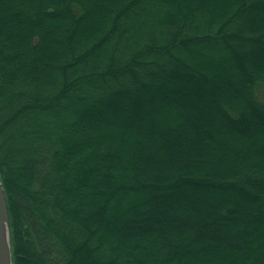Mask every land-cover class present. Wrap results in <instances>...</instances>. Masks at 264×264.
Segmentation results:
<instances>
[{
  "label": "trees",
  "instance_id": "16d2710c",
  "mask_svg": "<svg viewBox=\"0 0 264 264\" xmlns=\"http://www.w3.org/2000/svg\"><path fill=\"white\" fill-rule=\"evenodd\" d=\"M264 0H0L14 264H264Z\"/></svg>",
  "mask_w": 264,
  "mask_h": 264
},
{
  "label": "water",
  "instance_id": "95a60500",
  "mask_svg": "<svg viewBox=\"0 0 264 264\" xmlns=\"http://www.w3.org/2000/svg\"><path fill=\"white\" fill-rule=\"evenodd\" d=\"M0 207L3 210L4 219L6 223V234L0 227V264H14L12 242H11V226L9 206L7 202L6 193L0 176Z\"/></svg>",
  "mask_w": 264,
  "mask_h": 264
},
{
  "label": "rangeland",
  "instance_id": "374dc122",
  "mask_svg": "<svg viewBox=\"0 0 264 264\" xmlns=\"http://www.w3.org/2000/svg\"><path fill=\"white\" fill-rule=\"evenodd\" d=\"M257 97L260 101L264 102V83H259L256 89Z\"/></svg>",
  "mask_w": 264,
  "mask_h": 264
},
{
  "label": "bare ground",
  "instance_id": "6f19581e",
  "mask_svg": "<svg viewBox=\"0 0 264 264\" xmlns=\"http://www.w3.org/2000/svg\"><path fill=\"white\" fill-rule=\"evenodd\" d=\"M0 227L4 231V234L7 235V233H6V223H5V219H4L3 210H2L1 207H0Z\"/></svg>",
  "mask_w": 264,
  "mask_h": 264
}]
</instances>
